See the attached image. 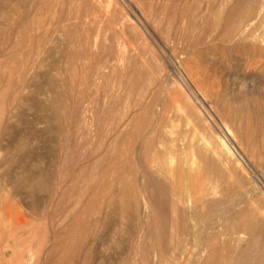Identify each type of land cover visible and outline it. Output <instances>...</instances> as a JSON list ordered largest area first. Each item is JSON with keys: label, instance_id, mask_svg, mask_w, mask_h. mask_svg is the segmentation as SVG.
<instances>
[{"label": "rangeland", "instance_id": "374dc122", "mask_svg": "<svg viewBox=\"0 0 264 264\" xmlns=\"http://www.w3.org/2000/svg\"><path fill=\"white\" fill-rule=\"evenodd\" d=\"M41 1L42 0H26L28 4L24 12L27 11L28 13L31 11L28 13L29 15L31 14V17L33 16L32 14H34V17H32V20L29 21L27 26H11L13 28L12 34L14 35L11 36L10 39L5 36L3 37L4 33H0V60H3L2 63L4 62L2 66L7 67V70H5L6 68L4 69L5 74L8 75V69L10 71V67L12 68V80L15 81L14 83L16 84L14 88L5 91L2 86L7 82V75L1 74L2 81L0 88L4 91L0 92L7 93L5 95L3 94L4 99H0V116L4 114L3 111L5 112V115L0 117V264H30L31 250L34 253H38L41 257H45L46 254L44 255V253H42L40 243L44 240L52 239L54 232L52 229L44 231L40 223H42V221L46 223L61 222L62 228L57 231L64 233L67 228L63 225H66L73 219L75 215L73 211L85 205L89 198L88 196L91 194L90 187L95 180L98 181L102 176H105L106 180L108 179L105 188V190H108L107 196H111L112 194L110 193L114 194V192L117 191V177L110 171L111 169L106 171L102 169L104 161L98 166L99 169L98 167H96L97 169H90L93 171H90L88 169L90 167L87 166L84 174L79 176L74 173L72 164H74L76 158L86 163V157L84 156L87 154H92L91 158L94 156L96 157L98 153L94 152V150L98 151L99 147L100 149L106 147L109 142L108 139L110 138L109 133L117 120L121 119V116L125 114L142 113L144 105L152 106V111H149L151 113H148L145 119H142L145 122L161 119L164 126L162 130H165L163 132V134H165L163 135L165 144H162L167 145L170 143V140L175 138L174 140L178 144L180 143L189 151L186 155L187 162L192 161L194 164H199L205 157L209 160L211 159V152L207 150L210 144H214V137L211 136V133H213V135L214 132H217L219 135L223 134L222 136L230 143L234 157L248 174L245 178L237 181L238 183L235 182L232 177L228 178L229 180L224 177L221 181L223 184H221L220 187L228 191L227 198L231 196L230 200H233L231 202H233L235 210L238 211V216L248 221L253 228L252 230H255L252 232L258 238L260 237L258 239L259 245L254 247V252L256 253L257 251V254H259L260 252L258 251H261L262 262L258 263L264 264V253H262L264 252V196L261 194V191L264 192V145H262L264 144V110H256L255 112L252 111L253 108L250 107L249 116H246L242 120L241 132L244 133L243 135L245 138L248 137L249 141L250 151H247L246 145L239 140L238 137L232 138L226 133L222 124L223 117L221 107L218 106L217 103L222 94H227L229 97L231 96L232 99H235V94L237 99L245 97V99L248 100V97H250L248 101H252V95H254L253 99L255 97L260 99L261 97L259 95V98L258 94L261 93L262 98H264L263 90L258 89L255 91V88H253L251 93L249 92L250 89L247 88V82L251 80L252 77V79H254L253 82L256 84L258 82L261 84L264 81V69H259L258 67L253 69V65L249 66L250 61H246L245 58L247 57L242 53L239 54V52H232L230 57L232 59L233 56V59H228L230 63L226 61L225 63H221V65L220 62H218L217 54L209 52L206 49L207 46H204L209 43L207 39H204L206 42L202 40L203 43L202 41L200 42V40H192L194 39V35L200 31V19L198 20V17L191 18V13H188L186 6H188V4L194 5L197 0H193L194 3L192 0H95L96 2H94V0L93 2L89 0V3L91 2L93 4L90 3L91 10L95 9L92 10L93 13L91 14L93 17H96V20L93 19L90 25L91 27L92 23L93 25L96 23V25L93 26V29L96 31H92L93 29L90 28V33L92 32V36L95 35L96 37H93L95 45L93 43L91 44V55H88L89 57L86 54L77 55L76 51L78 48L76 47H78L79 43L75 41L77 45L75 43L72 44L73 46L70 44L68 45L66 36H64L65 34L62 31L64 29L63 25H65L67 21H70L66 20V11H69L71 16H73V11L79 10L78 8L81 9L78 12H83L82 8L84 5L72 1L70 4L65 3L62 7L61 5L56 6V2H52L50 6L47 4L39 9L37 7L40 6ZM94 3L95 6L99 3L97 9ZM29 4L32 6H29ZM101 5L104 9H107L105 11H103V8L102 10L99 9L102 7ZM148 5H152L150 6L152 9H150ZM195 5H198V1ZM85 7L88 8L89 5H85ZM85 7L83 10L87 9ZM163 7L166 9L162 10ZM69 8L70 10H68ZM160 8L161 12L159 10ZM85 11L83 13H85ZM96 11L101 13L98 14ZM107 11L114 13L116 20L118 19L115 25L109 22H107L108 24L106 23L105 20H108V14H111L110 12L107 14ZM94 12L98 14V16H101L102 19L100 17L99 19L101 20H97L98 16ZM104 12H106L105 15ZM159 12L160 14H158ZM157 15H159V17ZM1 16L2 14L0 17ZM92 16L90 15L89 18L91 19ZM121 17L123 21L120 19ZM1 19L4 21V17H1ZM194 20H196L197 23H194L195 26H193ZM101 21H103L102 25H100ZM119 21H121L120 23L127 21V23L125 22V26L123 24L122 26L119 24ZM171 21L173 23H171ZM181 21L184 22L182 23ZM133 25L134 27H131ZM21 29L23 31L20 33ZM45 30H47V33H45ZM217 30L218 28H214V32H212L217 33ZM191 31L194 32L190 33ZM42 32L44 33L42 36L43 38L40 37ZM183 34H187V36ZM16 37H19L18 41L20 43L23 40L20 44L22 46L18 45L16 48H12L11 44L13 40H16ZM186 39L191 41L189 42ZM99 42L101 45H99ZM108 46H112L109 51ZM70 47L71 53L69 50ZM196 47H198V49ZM94 49L97 52H94ZM111 52L112 54L115 53L112 56L109 55V59L112 58V62L107 63L110 62L109 59L106 60L107 62L103 61L106 55ZM105 53L106 55H104ZM99 54H103L105 57L102 59V56L98 57ZM211 54H214V59L211 57L213 56ZM84 55L85 57L82 59L81 57ZM7 57H11L12 59ZM215 57L217 59H215ZM97 59L101 62L99 61V63ZM242 59L247 62V65L244 64L245 61H242ZM87 60L90 61L88 62ZM232 61L235 63L237 62V64H234ZM82 62L86 65H82ZM105 62L108 64V67L105 66ZM224 64H226V66ZM243 65H245V68ZM2 66L0 65L3 69L4 67ZM95 66L100 67L97 69ZM248 66L252 68L249 70ZM83 69L86 70L84 71ZM0 73H4L3 70L0 69ZM236 77L239 78L237 79ZM241 81L242 83H240ZM237 85H239V90ZM226 88H230L231 90L229 89V91ZM200 89L201 93L199 92ZM239 93L240 97L238 96ZM243 93H247L248 95L246 94V96H243ZM256 93L258 94L256 95ZM12 94L14 97L16 96L15 99ZM188 99L189 101H187ZM2 102H5V104H2ZM231 106H233V104H231ZM111 107L113 109L112 116H108L107 112ZM102 108H104V110ZM73 110L76 114L80 115L81 119L79 117V121H74L75 119L72 117ZM197 110L201 113H196ZM95 113L99 114V117H96V115H94ZM202 117L205 121L202 120ZM82 118L84 119L82 120ZM247 118H249L248 121ZM136 119L135 117L134 122L139 120V118L138 120ZM211 130L214 132H211ZM206 139L211 142L208 143L209 146L206 145L208 142ZM129 140L131 142L134 140V144L137 146L140 145L139 139L134 138ZM162 144H160V146ZM120 145L122 144L116 142L113 147L115 148V146H117V148H119ZM251 148L254 151V156H252L253 153L251 152ZM256 155L262 159L256 158ZM259 160L261 162H259ZM43 171L48 173L49 179L52 182L48 179L47 183H42L43 185L40 184L31 187L28 181L29 174L32 173L31 175H37L41 174ZM21 176L24 177L22 178ZM90 182L91 184H89ZM13 185L15 188H13ZM137 195L138 203H140L138 204L136 213L138 219L134 217L130 220H128V217L123 219L119 212V214L116 213L114 207H108L105 198L102 199V195L100 196L99 194L96 196L98 199H95L93 210L86 213L84 218L93 221L94 219H101L102 216L107 213V223L105 222L104 227L102 225L99 227L98 225V228H92L91 231H87L88 235L89 233L93 235L94 232H97V234H94L105 237V240H103L104 238L100 239L102 236L97 237L100 241L102 240V242H104V247H101L99 252H97V249L96 253H94L92 259L93 264H113L115 259L122 256L120 254H125L126 249L125 252L122 250V253L120 249L123 248L111 244L114 242V235H120L125 238L126 236H132L131 234H135L136 236L134 235V238L136 239L141 233L143 234L140 224H146L145 221L150 215H148V208L143 209L142 204H144L145 199L142 193H138ZM77 202H79V204L81 202L78 208V205H76L78 204ZM97 203L99 205L101 203L104 204V206L102 205L103 211L101 206L99 210ZM71 204L73 205L72 207L70 206ZM146 211L148 214H146ZM100 212L101 214H99ZM120 220L122 221L120 222ZM135 220L138 222L137 228ZM141 220L142 222H139ZM38 225L40 226L38 227ZM116 225H119V227L115 232L114 228L117 227ZM168 227L169 226L166 228L169 232L170 227ZM135 229H137V233ZM33 233H36L35 236ZM105 234L109 235L111 238H106L107 236H105ZM73 236L74 235H72V238ZM244 236L248 237V234ZM124 238H122V240H124ZM143 238L145 239L144 236ZM147 238L146 240L148 241L149 238ZM107 239H111V241L109 240L110 244L107 243ZM117 239L121 240L119 236H117ZM244 239L246 240V238ZM244 239L242 240L243 242ZM49 241L50 240L47 242ZM12 243L13 245H11ZM67 243L70 246L71 241ZM35 244L37 246H35ZM35 247L36 249H34ZM29 248L32 249L30 250ZM116 248H119V250H116ZM101 252H104V254H101ZM2 253L4 255L3 258ZM66 255L63 262L64 264L69 261L68 254L66 253ZM205 256L204 253L203 257ZM18 258H23L24 260L19 261ZM21 261L22 263H20ZM141 263L144 264V262Z\"/></svg>", "mask_w": 264, "mask_h": 264}, {"label": "bare ground", "instance_id": "6f19581e", "mask_svg": "<svg viewBox=\"0 0 264 264\" xmlns=\"http://www.w3.org/2000/svg\"><path fill=\"white\" fill-rule=\"evenodd\" d=\"M72 1H76L77 4L81 3L82 5H84V7H85V5H89V7H90V5L92 4L91 2H90L91 4L89 3V0H60V1L42 0L40 6H38L37 8L40 9V8H42V6L44 7V5H47V4H49V6H50L52 2H54V3L56 2V6L61 5L63 7L65 3L70 4V2H72ZM197 1H198V5H195V3L197 4ZM197 1H195V3H194L192 0L194 5L188 4V6H186V10L188 11V13H191L190 14L191 18L192 17L193 18L198 17V20L200 19L199 20L200 31L197 30L198 33L196 35H194V39H192V40H196V41L200 40V42H201L202 40L205 41L204 39H207L209 43H208V45L205 44L204 46H207L206 49L209 52H212V53L214 52L215 54H217L216 56H217L218 62H220V64L225 63L226 61H228V59L230 60L231 59L230 56H231L232 52H236V53L239 52V54L242 53L244 56L247 57L245 59H246V61L247 60L250 61L249 62L250 64L249 63L248 64H249V66L253 65V69H255L257 67L259 69L260 68L264 69V0H197ZM92 2H93V0H92ZM94 2H96V1L94 0ZM27 4L28 3L26 2V0H25V2H24V0H0V12L2 14L1 17H4V21L0 17V33H4L3 37L5 36L8 39H10L11 36L14 35V34H12L13 28L11 26H13V27H18V26L24 27V26H27V24H29L30 20H32V17H34V14H32L33 16L31 17V14L30 15L28 14L31 11H29L28 13H27V11L24 12V9L26 8ZM97 5H99V3ZM97 5L95 6V3H94V6L96 9H97ZM152 5H150V6H152ZM29 6H32V5L29 4ZM94 6H93V8H94ZM84 7L82 8V11L84 12L86 10L85 13L78 12L81 10L80 8H78L79 10H77L75 12L73 11V16H71L69 11H66L67 13L65 12L67 15L64 13L66 15L65 16L66 20H70V21H67L65 23V25H63L64 29L62 31L65 34L64 36H66V40H67L68 45L69 44L72 45L73 43H75V41H77L79 43L78 47L74 46V47L78 48L76 51L77 55L78 54L79 55L80 54H86L88 56V55H91L90 46L92 47L91 44L92 43L94 44V42H95L93 37H96L95 35L92 36V34H91L92 32L90 33V28L93 29V26L96 25V23L94 25L92 23L91 27H90V25H91V22L93 21V19L96 20L95 19L96 17H93L91 14V13H93L92 10H95V9L91 10V7L90 8L85 7L87 9L83 10ZM37 8H36V12H37ZM59 8H61V7H59ZM98 8H99V6H98ZM102 8L104 9L103 6L99 9L102 10ZM106 9L107 8H105L103 11H105ZM150 9H152V8L150 7ZM163 9H166V8L163 7L162 10ZM27 10H30V9H27ZM59 10H61V9H59ZM66 10H67V8H66ZM68 10H70V8ZM159 10L161 12V8ZM96 12L98 14L101 13V12L99 13L98 11H96ZM109 12L111 13V11H107V14ZM160 12L158 14H160ZM178 12H179V10H178ZM89 13L92 16V18H91L92 20L89 18V16H90ZM98 14H96V15L98 16ZM105 14H106V12H104V15ZM52 15H53V13H52ZM157 16L159 17V15H157ZM175 16H176V12H175ZM71 17H72V19H71ZM100 17L101 16H98L97 20H101L102 17H101V19H99ZM120 19L123 21L122 17ZM126 19H127V17H126ZM160 19L162 21L161 17H160ZM117 20H116L115 14L111 13V14H108V20H105V21H106V23L109 22L112 25H115V22ZM124 20H125V18H124ZM120 22L121 21H119V24L120 25L123 24L124 26H125V22L127 23V21H125L123 23H120ZM97 23H99V22H97ZM102 23H103V21H101L100 25H102ZM171 23H173V22L171 21ZM194 23H196V20H194L193 24ZM134 25L131 27H134ZM38 26H41V25H38ZM193 26H195V24ZM60 27H62V26H60ZM110 27H113V26H110ZM189 28L192 29L191 27H189ZM214 28H218L217 33H213ZM26 29H28V28H26ZM98 29H99V27H98ZM112 29H114V28H112ZM60 30H61V28H60ZM94 30L95 29H93L92 31H94ZM100 30H101V28H100ZM192 30H194V29H192ZM21 31H23V30L21 29L20 33H21ZM15 32H17V31H15ZM193 32L191 31L190 33H193ZM45 33H47V30H45ZM195 33H196V31H195ZM43 35H44V33L42 32V35H40V37L43 38L42 37ZM183 35L187 36V34H183ZM19 37H16V40H13V42L11 44L12 48H16L18 45H20L23 42V40L21 43L18 41ZM29 37H30V35H29ZM40 37H39V39H40ZM184 40H185V38H184ZM186 40H188V39H186ZM203 41H202V43H203ZM99 45H101L100 42H99ZM20 46H22V45H20ZM110 47H112V46H110ZM110 47L108 48V51H109V49H111ZM76 48H75V50H76ZM196 48L198 49V47H196ZM69 50L71 53V47ZM108 51L106 50L107 53H108ZM94 52H97V51L94 49ZM112 52L107 54V55L105 53L104 55H106V57L103 54L102 55L99 54L98 57L102 56V59L105 57L103 59V61H106L107 59L110 58V56L115 54V53L112 54ZM196 52H198V51H196ZM10 54H12V53H10ZM94 54H96V53H94ZM211 55H213L211 57H213V59H214V54H211ZM84 57H85V55L81 58L84 59ZM7 58H9V57H7ZM22 58H24V57H22ZM74 58H75V56H74ZM217 58L215 57V59H217ZM232 59H233V56H232ZM109 60H110V62H107V61L106 62L111 63L112 58ZM209 60H210V57H209ZM2 61L0 64L1 66L4 64V62L2 63ZM87 61L89 62L90 60H87ZM99 61L100 60H98V62ZM242 61H245V60L242 59ZM246 61L244 62V64L247 65ZM232 62H234V61H232ZM105 63H104V65H105ZM107 63L105 66L108 65ZM213 63H214V61H213ZM234 64H237V62L236 63L234 62ZM242 64H243V62H242ZM82 65H86V64L83 63ZM224 65L226 66V64H224ZM100 66H98V67H100ZM109 66H110V64H109ZM244 66L245 65H243V67ZM249 66H248V68H249ZM2 67H4V66H2ZM95 67H97V66H95ZM98 67H97V69H98ZM107 67H105V68H107ZM232 67H234V66H232ZM8 68H9V66H8ZM250 68H252V67H250ZM250 68H249V70H250ZM0 69L3 70V72H4V73H0V84H1V81H2L1 74H5V70H7V67H4L3 69L0 67ZM246 69H247V66H246ZM7 72H9L8 75L5 74V75H7V78H6L7 82L4 81L5 84L2 86V88L5 91L6 90L9 91L10 88L12 89L16 86V84L14 83L15 81L12 80L13 79L12 78V73H13L12 68L10 67V71L8 69ZM93 78H94V75H93ZM252 78H251V80L247 79V80H249L248 82L246 80V82L248 84L247 88L250 89L249 92H251L253 90V88H255V91L260 89V90H263V92H264V81L261 84L259 82L256 84L255 82H253L254 79H252ZM237 82H239V81H237ZM240 83H242V81ZM237 86H238V90H239V85H237ZM2 88H0V89H2ZM3 89L0 91H4ZM226 89H228V88H226ZM199 92L201 93V89ZM238 92H236V93H238ZM242 92H244V91H242ZM6 93L0 92V99H2V98L4 99V95ZM119 93H120V91H119ZM181 93H183V92H181ZM246 94L247 93H243L242 95L246 96ZM257 94L258 93H256V95ZM231 95H232V92H231ZM259 95L261 98L259 97ZM238 96L240 97V93ZM234 97H235V99H232L231 96L229 97L227 94H224V95L222 94V96H220V100L218 99L219 102L217 101L218 106L221 107V112H222V117H223V123L222 124H223L227 134H229L232 138L238 137V139L241 140L246 145L247 151H250L248 137L245 138V136L243 135L244 133L241 132L242 131L241 125L243 122L242 120L246 116H249L250 109H251L250 107H252L253 108L252 111H255V112H256V110L263 111L264 110V98H262L261 93L258 94V97L260 99H258L257 97H255L253 99L254 95H252V97H251L252 101H248L250 99V97H248V100H246L245 97L237 99L236 94ZM13 98L15 99L16 96L14 97V95H13ZM2 101H4V100H2ZM187 101H189V99ZM108 103H109V101H108ZM2 104H5V102L4 103L2 102ZM231 104H233V106H231ZM112 107L107 112L108 116L109 115L112 116V112H113ZM196 107H197V105H196ZM140 108H141V106H140ZM212 108H214V107H212ZM102 109L104 110V108H102ZM87 110H88V108H87ZM92 110H93V108H92ZM114 110H115V108H114ZM116 111L118 112L117 109H116ZM149 111H152V106L144 105L143 106V112L141 110L142 113H133L131 115H129V114L124 115L123 114L124 116H121V119L117 120L114 127L111 129V131L109 133V137H110L109 139L110 140L108 139L109 142L106 145V147L102 148L103 147L102 146L101 147L102 149H100V147H99L98 151L94 150V152L98 153V154H96L97 155L96 157L94 156L93 158H91L92 154L91 155L87 154L86 156H84V157H86V159H85L86 163L81 162L79 158H76V159L74 158L75 160H74V164H72L73 165L72 169H74V173L77 174L78 176L84 174V172L87 169V166L90 167V168H88L90 170L91 168H96V167L100 166V163L102 161H104V163L102 164V169L105 171L111 169L110 171L113 172V174L117 177L116 182L118 183L117 184L118 189L116 188L117 191L115 190L116 192H114V194L110 193V194H112L111 196H107L108 190H105V188H106V184L108 182L107 181L108 179L106 180L105 176H102L101 178H99L98 181H96L94 179L95 181L94 182L92 181L93 183L90 187L91 194H90V196H88L89 197L88 200L86 201L85 205L82 208H78L79 205L81 204V202H80V204H79V202H77L78 204H76V205H78L77 206L78 209L73 211V212H75L73 219L70 222H68L66 225H63L64 227L66 226V228H67V230H65L64 233L57 231L58 229L62 228L61 222L46 223L45 221H42V223H40L41 228H43L44 231L45 230L49 231L52 229V231L54 232L53 233L54 235H53L52 239H48V240H50L49 242H47L48 240H44V241H42V243H40V248H41L42 253H44V255L46 254L45 257L44 256L41 257L38 253H34L31 250L32 248H29L31 250L30 264H64L63 263L64 259L67 256L66 253L68 254V257H69V261L66 262V264H93V262H92L93 261L92 260L93 255H94V253H96L97 249H98L97 252H99V249L101 247H104V242H102V240L100 241L99 238H97V237H100L102 235L97 236V235H95V234H97V232L96 233L94 232L95 233L94 234L93 231H92L93 235L90 233L88 235L87 231H89V230L91 231L92 228H98L97 227L98 225H99V227H100V225H102L104 227L105 222H106V215H107V213L104 214L101 219H94V220L92 219L93 221L84 218L86 213H88L89 211L91 212V210H93V207L95 206V199H98L96 196H98L99 194H100V196L102 195L101 197H103L102 199L105 198L106 205H108V207H114L116 210V213L119 212L120 215L123 217V219L125 217L126 218L128 217V220H130V219H133L134 217H136V213L138 210L137 209L138 204H140V203H138V200H137L138 199L137 198L138 193L139 194L142 193V195L145 199V201L143 200L144 204H142V205H143V209L148 208L149 214L147 211H146V214L150 215L149 216L150 219H149V217H147V220L145 221L146 224H140L141 226L139 225L142 228L143 234L141 233V235H139L138 238H136V239L134 238L136 235L134 234L135 235L134 236L131 233L130 234L132 236H129V237L126 236L125 238L121 237L120 235H117L120 237L121 240L117 239V236L114 235V239H113L114 242L111 244H115V245H118L119 248L120 247L123 248V249H120L121 250L120 252H122V253H123L122 250H124V252H125V249H126L125 254H120V253L116 252L122 256L119 255L120 256V257L118 256L119 258L116 257L117 259H115V261L113 260L115 262V264H140L141 262H144V264H187V263L188 264H201V263L202 264H259L260 262H262V255L260 254L261 251H258V252H260L259 254H257V251H256V253L254 252V247L259 245L258 239L260 237L258 238L252 232L255 230H252L253 228L251 227V225L249 224L248 221L243 220L238 216V211L235 210L233 202H231L233 200H230L231 196L227 198V196H228L227 192L228 191H226L225 189L220 187V185L223 184V183H221V181L224 177H226L227 180H229L228 178L232 177L233 180L235 182H237L240 179L245 178L246 175L248 174L244 170L243 166H241L239 164L238 160H236V158L234 157L232 146L230 145V143L222 136L223 134L219 135L217 132H214L211 130V132H214V135H213V133H211V136L214 137V141H213L214 144L213 145L210 144V146H209L208 143L210 142V140L206 139V141L208 140L206 145L209 146V147H207V150H210V152H211L210 154L212 155L211 159L209 160L207 157H205V158L203 157L204 159H202V162L199 161L200 162L199 164L198 163L194 164L192 161L187 162L186 161V155L189 151L187 150L186 147H183L180 143L178 144L174 140L175 138L172 140L169 139L170 143L167 145H164L165 143H164L163 135H165V134H163V132L165 130H162V127H164V126H163V121H161V119H157L156 121H146V122L143 120L148 115V113H151ZM197 111H196V113H198V114L201 113V112L199 113V110H197ZM94 112H96V111H94ZM259 112H258V114H259ZM3 113H4L3 115H5L4 111H3ZM93 113H92V115H93ZM3 115H1L0 117H2ZM94 115H96V117H99V114H97V113H95ZM100 115H101V113H100ZM254 115H255V113H254ZM151 116H152V114H151ZM72 117L75 119L74 121H79L80 115L76 114V112H74V110H73ZM135 117L137 118L136 120H138V118H139V120L136 122H134ZM249 118H252V117H249ZM249 118H247V121ZM80 119H81V117H80ZM83 119L84 118H82V120ZM202 120H203V117H202ZM203 121H205V120H203ZM245 123L247 124L248 122H245ZM129 127H131V128H129ZM208 129H209V127H208ZM3 130H4V128H3ZM205 130H206V128H205ZM134 138L139 139L140 145L137 146L134 144L135 143L134 140H133L134 142L133 141L131 142L129 140V139H134ZM116 142H118L122 145H120L119 148H117V146H115V148H114L113 146H114V144H116ZM162 143H164V144H162ZM263 143H264V141H263ZM73 144H75V143H73ZM160 144H162V145L160 146ZM262 145H264V144H262ZM73 147H75V146H73ZM252 147H253V145H252ZM251 152L253 153L252 156H254L253 149L251 150ZM256 158L262 159L259 156H257ZM259 162H261V161L259 160ZM186 163H188V164H186ZM136 164H137V166H136ZM98 169H99V167H98ZM90 171H93V170H90ZM31 174H29L30 176L28 177V181H29V184L31 187L40 185L42 183L44 184V182L47 183V181L49 179L48 173L44 172V171L41 174H37V175H31ZM69 174H70V172H69ZM26 175H24V176H26ZM100 175H101V173H100ZM98 177H99V175H98ZM92 179H90V180H92ZM96 179H97V177H96ZM71 180H73V179H71ZM239 183H241V182H239ZM89 184H91V182ZM19 186H18V188H19ZM111 186H112V184H111ZM13 188H15L14 185H13ZM261 194L264 196V192L261 191ZM262 195H261V197L263 198ZM106 197H107V199H106ZM76 200H78V199H76ZM97 202L99 203L98 200H97ZM75 203H74V205H75ZM102 205L104 206L103 203H101L100 205L98 204L97 206H98L99 210H100V206H101V209L103 211ZM70 206L72 207L73 205L71 204ZM67 209H68V207H67ZM110 209H112V208H110ZM71 210H72V208H71ZM97 213H98V211H97ZM99 214H101V212ZM120 215H118V216H120ZM67 216H70V215H67ZM257 216H259V215H257ZM97 217H98V215H97ZM137 217H138V215H137ZM141 219H144V218H141ZM61 220H62V218H61ZM121 221L122 220H120V222ZM139 222H142V220ZM137 223L138 222L136 221V228L138 227ZM21 224H23V223H21ZM118 224H120V223H118ZM39 226L40 225H38V227ZM167 226L170 227V228L168 227L169 232H168V229L166 228ZM114 227H115V225H114ZM118 227H119V225L116 228H114L115 230L113 228L112 229L116 232L117 231L116 229H118ZM135 231L137 233V229H135ZM33 234L35 236L36 233H33ZM111 234H112V232H111ZM246 234H248V237L244 236ZM72 235H74L73 238H72ZM105 236H107L106 238H108V237L111 238L109 235L105 234ZM143 236L145 237V239L143 238ZM147 237L149 238L148 241H150V242H148L146 240ZM122 238H124V240H122ZM244 238H246V240ZM100 239L105 240V237L102 236V238H100ZM243 239H244V242L242 241ZM109 240L111 241V239H109ZM109 240L107 243L110 244ZM69 241H71L70 246L67 243ZM240 241H242V242H240ZM36 244H37V241H36ZM36 244H35V246H37ZM11 245H13V243ZM97 247H99V248H97ZM113 247H114V245H113ZM119 248H116V250L117 249L119 250ZM34 249H36V247ZM30 250H29V252H30ZM204 253L206 255L205 257H203ZM262 253H264V252H262ZM6 254H8V253H6ZM101 254H104V252H101ZM3 256L4 255L2 253V258H3ZM99 256H101V255H99ZM19 258H18L19 261L24 260L23 258L22 259H19ZM104 258L108 259L106 257H104ZM18 260H17V262L19 263ZM114 262H113V264H114ZM20 263H22V261Z\"/></svg>", "mask_w": 264, "mask_h": 264}]
</instances>
